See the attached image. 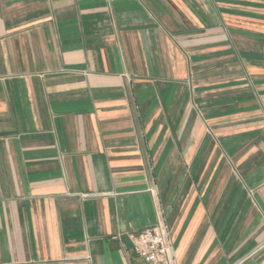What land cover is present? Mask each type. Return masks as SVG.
Segmentation results:
<instances>
[{"label": "crops", "instance_id": "0c3cea01", "mask_svg": "<svg viewBox=\"0 0 264 264\" xmlns=\"http://www.w3.org/2000/svg\"><path fill=\"white\" fill-rule=\"evenodd\" d=\"M264 264V0H0V264Z\"/></svg>", "mask_w": 264, "mask_h": 264}, {"label": "built area", "instance_id": "2783aa9c", "mask_svg": "<svg viewBox=\"0 0 264 264\" xmlns=\"http://www.w3.org/2000/svg\"><path fill=\"white\" fill-rule=\"evenodd\" d=\"M133 252L138 264H178L168 228L156 224L131 234Z\"/></svg>", "mask_w": 264, "mask_h": 264}]
</instances>
